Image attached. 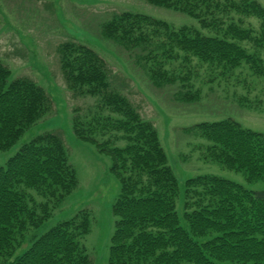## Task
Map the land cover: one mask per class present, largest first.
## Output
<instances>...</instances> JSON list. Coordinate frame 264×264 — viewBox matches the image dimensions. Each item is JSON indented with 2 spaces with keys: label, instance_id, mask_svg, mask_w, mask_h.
I'll return each instance as SVG.
<instances>
[{
  "label": "trees",
  "instance_id": "trees-1",
  "mask_svg": "<svg viewBox=\"0 0 264 264\" xmlns=\"http://www.w3.org/2000/svg\"><path fill=\"white\" fill-rule=\"evenodd\" d=\"M146 1L198 18L204 27H214L217 13L231 10L256 18L259 29L244 28L231 18L224 32L231 35L227 40L186 25L170 28L141 13H114L100 33L127 52L137 51L138 65L145 68L153 57L157 59L149 45L153 38H161L160 48H176L202 61L223 62L232 69L244 60L251 67L255 63L258 71L262 68L259 55L234 42L249 40L264 49V7L258 1ZM58 53L72 95L89 93L99 99L88 132L74 117V133L109 155L110 171L119 182L111 207L114 227L107 264H264V132L232 118L185 128L209 142L212 160L242 171L247 183L261 182L263 187L251 189L215 174H198L185 179L178 211V180L153 122L111 88L106 61L93 48L69 40L59 45ZM163 54L174 57L166 49ZM149 72L154 85L172 79L161 68ZM9 76L10 69L0 61V150L12 146L52 109L45 88L27 77ZM184 95L193 98L190 91ZM103 131H109L108 140L120 139L124 145L97 142L94 136ZM76 186V171L68 162L63 139L53 131L36 135L0 165V264H92L81 242L89 232L86 210L33 235L28 246L21 247L25 232L38 228L49 213L43 204H38L39 211L34 209L30 191L59 202Z\"/></svg>",
  "mask_w": 264,
  "mask_h": 264
},
{
  "label": "rangeland",
  "instance_id": "rangeland-1",
  "mask_svg": "<svg viewBox=\"0 0 264 264\" xmlns=\"http://www.w3.org/2000/svg\"><path fill=\"white\" fill-rule=\"evenodd\" d=\"M256 1L264 7V0ZM228 11L217 13L214 27H204L198 18L146 0H0V61L10 69L9 79H32L52 99L50 112L31 124L12 146L0 150V165L36 135L53 131L62 137L68 162L77 175V186L59 202L30 191L36 202L34 209L39 211L38 204H43L49 213L38 228L25 232L22 248L28 246L27 240L33 235L86 210L89 232L81 242L92 264H107L114 227L111 207L119 192V182L110 171L109 155L74 133V117L88 132L90 120L98 113L99 99L89 93L72 95L69 91L58 53L59 45L65 41L80 42L99 53L110 71L111 88L126 96L142 117L153 122L178 180V211L185 179L198 174H215L251 189L263 187L261 182L247 183L242 171L212 160L207 151L209 142L185 128L203 121L232 118L244 127L264 132V49L254 47L249 40H234L247 52L259 55L262 68L258 71L255 63L251 67L242 60L231 69L223 62L202 61L176 48H160L162 39L153 38L149 49L154 50L157 59L153 57L144 68L136 63L137 51L127 52L100 33L101 25L121 12L145 14L174 29L184 25L195 27L204 35L227 40L231 35L224 32L231 18L244 28L255 32L259 29L256 18ZM164 49L174 57H166ZM149 68H161L172 79L154 85ZM185 91H190L193 98L184 95ZM102 113L108 112L103 109ZM97 134L94 138L99 143H125L120 139L108 140L109 131Z\"/></svg>",
  "mask_w": 264,
  "mask_h": 264
}]
</instances>
